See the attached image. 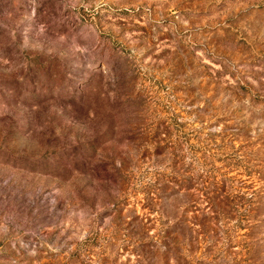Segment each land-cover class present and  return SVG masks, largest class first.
I'll return each instance as SVG.
<instances>
[{
    "label": "rangeland",
    "instance_id": "rangeland-1",
    "mask_svg": "<svg viewBox=\"0 0 264 264\" xmlns=\"http://www.w3.org/2000/svg\"><path fill=\"white\" fill-rule=\"evenodd\" d=\"M0 264H264V0H0Z\"/></svg>",
    "mask_w": 264,
    "mask_h": 264
}]
</instances>
